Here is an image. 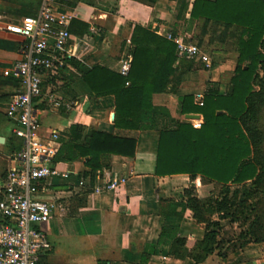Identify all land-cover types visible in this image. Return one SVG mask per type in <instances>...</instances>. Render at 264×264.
Returning a JSON list of instances; mask_svg holds the SVG:
<instances>
[{
	"label": "crops",
	"instance_id": "obj_1",
	"mask_svg": "<svg viewBox=\"0 0 264 264\" xmlns=\"http://www.w3.org/2000/svg\"><path fill=\"white\" fill-rule=\"evenodd\" d=\"M100 1L118 12L114 14L84 0H55L57 10L74 16L67 56L119 72L122 61L132 55L133 26L137 24L163 37L166 31H172L199 43L210 57L211 67L178 58L168 89L152 96L155 106L169 110L173 125L190 124L199 129L195 125L204 123L203 115L182 113L179 98L192 96L194 104L200 106L198 101H204L210 89L220 94L228 92L239 60L231 35L224 34L223 26L217 30L213 21L204 27L203 17L192 19L195 0H158L154 5L141 0ZM43 2L0 0V13L8 22L20 23L27 16H37ZM182 5H186L183 11ZM26 43L20 35L0 31V188L5 185L8 171L17 166L12 154L23 144L14 133L15 122L7 115L8 104L20 83L6 72L21 59ZM54 77L55 81L62 80L59 75ZM98 100L101 107L94 108L86 95L71 99L69 102L74 104L64 110L67 114L44 104L47 111L39 134L47 139L53 129L66 134L72 125L81 124L99 132L135 138L136 154L111 155L109 167L98 171L94 180L82 177L89 170L85 158L57 165L78 178L74 182L50 177L42 182L44 191L40 197L55 202L56 209L50 221L40 226L51 247L41 254L38 264H139L143 255L148 264H264V242H250L226 252L223 230L215 251L202 259L203 251L197 243L205 239L207 224L198 220L189 199L203 177L184 173L157 175L160 132L117 128L115 97L108 95ZM118 178L126 180L116 189L94 190L97 184ZM80 180L85 185H80ZM170 224H180L178 236L187 240V245L176 244L167 236L162 239L164 227Z\"/></svg>",
	"mask_w": 264,
	"mask_h": 264
},
{
	"label": "trees",
	"instance_id": "obj_2",
	"mask_svg": "<svg viewBox=\"0 0 264 264\" xmlns=\"http://www.w3.org/2000/svg\"><path fill=\"white\" fill-rule=\"evenodd\" d=\"M84 1L114 14L118 12L100 0ZM141 1L154 5L158 0ZM185 7L182 5V11ZM191 17H203L204 27L211 21L217 30L223 26L224 34L231 35L232 44L239 52L235 75L226 94L210 89L203 106L194 104L192 96L179 98L182 113L203 115L201 128L196 129L190 124L173 125L169 110L153 104V94L166 91L176 74V44L139 24L133 26L131 43L134 47L127 75L100 65L89 66L67 56L65 64L59 69V77L65 82L61 96L69 101L86 95L92 99V106L99 108L98 99L112 95L115 97L117 128L158 130L160 140L156 174L159 176L184 173L200 175L205 182H216L220 186H249L256 182L254 179L259 175L258 164L253 159L256 141L251 137L247 119L253 113V103L264 100V80L258 74V68L264 65V0H195ZM55 80L54 77L51 82L55 83ZM256 86H260L261 90L257 92ZM40 107L44 108L43 105ZM64 110L61 108L60 112L67 114ZM59 142V150L52 163H72L85 158L89 170L82 177L92 180L98 171L109 167L111 155L134 157L137 150L135 138L99 132L81 124L72 125L66 134H62ZM189 202L198 220L207 224L205 239L197 243L202 248L201 258L204 259L215 251L218 236L224 227L221 220L226 216L224 214L220 220L210 219L205 216L202 205L215 204L216 210L221 211L227 202L207 200L203 203L195 195L190 197ZM179 228L180 224L164 227L162 239L167 236L176 244L187 245L188 241L178 236ZM240 238L244 240L242 245L264 242L262 221L253 222L251 229L242 232ZM139 264H148L145 255Z\"/></svg>",
	"mask_w": 264,
	"mask_h": 264
},
{
	"label": "built area",
	"instance_id": "obj_3",
	"mask_svg": "<svg viewBox=\"0 0 264 264\" xmlns=\"http://www.w3.org/2000/svg\"><path fill=\"white\" fill-rule=\"evenodd\" d=\"M55 0H44L37 16H27L20 23L8 22L0 13V31L22 36L27 43L21 49V59L7 75L13 74L20 83L18 91L10 100L8 117L16 124L15 135L23 142L14 151L17 166L8 171L5 185L0 188V264H38L41 254L50 249L51 244L40 226L50 221L56 203L40 197L44 184L50 177L77 181L75 173L60 170L52 163L55 158L62 133L53 129L46 139L39 134L42 127L44 104L54 108L73 107L72 102L49 90L53 76L65 64L67 48L71 41L73 14L59 11L53 5ZM165 37L176 44L179 59L203 62L211 67V59L197 43L183 35L166 31ZM132 55L121 64L120 73L130 71ZM200 106L204 105L199 100ZM203 123L195 125L201 128ZM126 178L110 179L97 184L95 191L113 190ZM80 185H85L80 180Z\"/></svg>",
	"mask_w": 264,
	"mask_h": 264
},
{
	"label": "rangeland",
	"instance_id": "obj_4",
	"mask_svg": "<svg viewBox=\"0 0 264 264\" xmlns=\"http://www.w3.org/2000/svg\"><path fill=\"white\" fill-rule=\"evenodd\" d=\"M258 74L261 80H264V65L258 68ZM64 83L63 80L51 82L49 90L61 95ZM255 90L260 91V86H256ZM262 101L257 100L253 103V113L247 119L251 137L253 141H256V152L253 157L259 168V175L254 179L256 182L250 183L249 186H220L200 180L197 185L198 189L196 187L193 190L195 196L202 202L226 200L227 204L225 203L221 211L216 210L215 204L214 206H211V203L202 205L205 216L210 219L219 220L225 214L224 222H221L224 226L221 236L226 243L223 247L226 252H232L242 245L244 240L240 238V235L242 232L249 231L253 222L262 221L264 224V100ZM43 118L44 115H42V120ZM211 210H216V212H211Z\"/></svg>",
	"mask_w": 264,
	"mask_h": 264
},
{
	"label": "water",
	"instance_id": "obj_5",
	"mask_svg": "<svg viewBox=\"0 0 264 264\" xmlns=\"http://www.w3.org/2000/svg\"><path fill=\"white\" fill-rule=\"evenodd\" d=\"M188 117H191V118H193V117H198V116H195V115H189Z\"/></svg>",
	"mask_w": 264,
	"mask_h": 264
}]
</instances>
